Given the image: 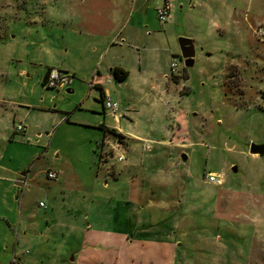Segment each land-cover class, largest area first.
<instances>
[{
    "label": "rangeland",
    "instance_id": "obj_1",
    "mask_svg": "<svg viewBox=\"0 0 264 264\" xmlns=\"http://www.w3.org/2000/svg\"><path fill=\"white\" fill-rule=\"evenodd\" d=\"M67 1L0 0V264L13 250L23 264H76L84 250L99 264H264V158L249 154L264 143V0H169L175 55L104 86L128 136L101 128L113 116L83 79L101 59L79 50ZM49 67L74 83L46 88Z\"/></svg>",
    "mask_w": 264,
    "mask_h": 264
},
{
    "label": "crops",
    "instance_id": "obj_2",
    "mask_svg": "<svg viewBox=\"0 0 264 264\" xmlns=\"http://www.w3.org/2000/svg\"><path fill=\"white\" fill-rule=\"evenodd\" d=\"M162 1L167 2L171 6L169 0L67 1L69 24L75 28L71 33L74 38L82 42L78 44L79 50L96 56L98 60L101 59L100 62H92L91 74L85 75L83 79L87 81L91 80L95 87L101 89L104 99H106V95L111 97V91L108 94V91L104 89V86L110 83L112 84L115 81L111 75L112 69L120 68L128 73L126 80L122 83L124 84L133 77L134 72L141 77L140 75H142L143 72L142 67L146 66L148 63V57L151 54L161 51L167 54V58L175 55V47L171 43L170 38L166 37V32H164V29H167V26L170 23L169 20L171 19V15L168 22L163 25H161L155 15L156 7ZM225 7L229 8L230 6L225 5ZM232 21L234 23L233 15L228 21L223 23V26L227 27ZM216 25L217 27H220V24ZM149 31H152L153 35ZM163 36L166 38L165 42L162 41ZM126 51H128L130 55ZM67 53H69V48L67 49ZM126 53L130 56L131 60L130 58H126ZM102 64H105L104 72L100 69ZM49 69L51 70L54 68L49 67L48 70ZM64 69L66 71H71L68 67ZM94 70L95 73L92 74V71ZM72 74L73 78L71 85L74 83L75 76L74 73ZM69 91L71 92V90ZM106 100L110 99L107 98ZM0 103L3 104L5 101L0 100ZM113 122L114 124L111 128L103 127L106 132L115 131L128 136V133L120 130V119L117 120L113 118ZM25 131L26 127L24 126L23 133ZM46 135L48 134L46 133ZM25 177V175L19 174L15 183H22L20 185L21 187L26 181ZM19 179L21 180L19 181ZM57 181H59V178L56 182ZM260 196L263 197L262 195ZM15 199L17 200L18 197L16 196ZM157 244L159 246L163 244L165 246L169 245V243L162 241ZM159 246L157 249L161 248ZM171 247H173V245ZM162 249L170 259V256L172 257L173 255L171 248L164 247ZM86 252L87 251L84 250L86 255L81 253L79 258H72V261L70 259L71 263H75V260L78 259L80 261L76 264H99L101 260V257L99 256L100 253L96 251L91 253ZM14 255L23 264V261L14 250L12 252V262ZM12 262L10 264H12Z\"/></svg>",
    "mask_w": 264,
    "mask_h": 264
},
{
    "label": "built area",
    "instance_id": "obj_3",
    "mask_svg": "<svg viewBox=\"0 0 264 264\" xmlns=\"http://www.w3.org/2000/svg\"><path fill=\"white\" fill-rule=\"evenodd\" d=\"M157 18L161 24H165L168 22L170 19V5L167 2H164L162 7H159L156 10ZM255 35L258 37H264V32L262 31L261 28H257V30L254 31ZM177 60L173 58L170 63V71H171V76L172 74H175L176 68H177ZM72 76L65 75L64 73L60 72L59 70L56 69H51L46 78L44 79L43 86H45L48 89H63L66 88L68 85L71 84L72 82ZM104 107L105 110H108L113 118L119 120L120 119V114H118V105L117 103H112L110 100L104 99ZM15 130L17 132H23L24 131V126L23 125H16ZM146 146L145 150L150 151L151 146L147 141H145ZM117 160L119 162H122L125 160L123 155H120L117 157ZM47 178L49 180L56 181L58 179L57 174L49 172L47 174ZM207 182L215 185H221L223 182V179L221 176L215 175V174H208L207 175ZM39 207H44L43 202L38 203ZM12 264H22L21 261L14 255L13 262Z\"/></svg>",
    "mask_w": 264,
    "mask_h": 264
},
{
    "label": "water",
    "instance_id": "obj_4",
    "mask_svg": "<svg viewBox=\"0 0 264 264\" xmlns=\"http://www.w3.org/2000/svg\"><path fill=\"white\" fill-rule=\"evenodd\" d=\"M178 46L180 49V56L184 60V67L190 68L194 64V45L191 39L188 38H179L178 39ZM249 154L251 156L264 158V143L263 144H251L249 147ZM181 163H186L188 160V156L185 153L180 155ZM232 171L234 173L237 172V167H232ZM21 179H19L20 181ZM15 186L20 187L21 183L16 182L14 183ZM73 259L71 258V261Z\"/></svg>",
    "mask_w": 264,
    "mask_h": 264
},
{
    "label": "trees",
    "instance_id": "obj_5",
    "mask_svg": "<svg viewBox=\"0 0 264 264\" xmlns=\"http://www.w3.org/2000/svg\"><path fill=\"white\" fill-rule=\"evenodd\" d=\"M49 71H50V69L45 74V78H46V76H47ZM111 75H112L113 79L115 80V82L123 83L126 80V78L128 76V73L125 72L124 70L120 69V68H114V69L111 70ZM42 85H43V83H42ZM101 128H103V127H101ZM104 131L106 132L105 129H104Z\"/></svg>",
    "mask_w": 264,
    "mask_h": 264
},
{
    "label": "clouds",
    "instance_id": "obj_6",
    "mask_svg": "<svg viewBox=\"0 0 264 264\" xmlns=\"http://www.w3.org/2000/svg\"><path fill=\"white\" fill-rule=\"evenodd\" d=\"M45 53L48 54L49 56L51 55V53L49 52L48 49H44Z\"/></svg>",
    "mask_w": 264,
    "mask_h": 264
}]
</instances>
